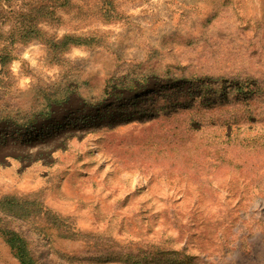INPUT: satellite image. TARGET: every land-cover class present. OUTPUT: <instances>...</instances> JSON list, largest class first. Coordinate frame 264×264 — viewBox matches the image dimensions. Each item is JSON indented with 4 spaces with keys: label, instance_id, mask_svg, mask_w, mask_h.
Instances as JSON below:
<instances>
[{
    "label": "rangeland",
    "instance_id": "obj_1",
    "mask_svg": "<svg viewBox=\"0 0 264 264\" xmlns=\"http://www.w3.org/2000/svg\"><path fill=\"white\" fill-rule=\"evenodd\" d=\"M0 264H264V0H0Z\"/></svg>",
    "mask_w": 264,
    "mask_h": 264
},
{
    "label": "trees",
    "instance_id": "obj_2",
    "mask_svg": "<svg viewBox=\"0 0 264 264\" xmlns=\"http://www.w3.org/2000/svg\"><path fill=\"white\" fill-rule=\"evenodd\" d=\"M191 86H196L197 90L200 91V94L202 98H207L210 97L209 92L214 90L215 86H211L210 84H207V82H196L194 85L193 83H190ZM193 87H191V89H187V92L189 93V95H187L186 98L184 99H191V101L197 100V96H195L196 91L194 89H192ZM185 92V91H184Z\"/></svg>",
    "mask_w": 264,
    "mask_h": 264
}]
</instances>
